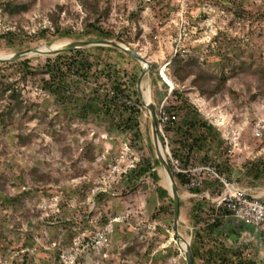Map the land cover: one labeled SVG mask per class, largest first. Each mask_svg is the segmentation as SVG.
<instances>
[{"label":"rangeland","instance_id":"1","mask_svg":"<svg viewBox=\"0 0 264 264\" xmlns=\"http://www.w3.org/2000/svg\"><path fill=\"white\" fill-rule=\"evenodd\" d=\"M9 1L0 0V37L9 30L18 35L0 38V55L61 40L121 43L148 61L158 112L172 90L157 81V74L177 55L198 57L212 74L227 75L228 88L215 100L202 98L191 80L180 89L189 90L191 102L221 132L228 163L218 165L219 172L264 192V177L254 178L256 167L264 169V136L253 132L264 116V0H100L109 9L102 25L112 38L85 32L80 0H18L29 10L16 17L3 11ZM58 6L65 7L60 19L70 35L40 40V31L51 26L48 15ZM87 49L122 71L123 81L135 78L138 91L142 69L137 60ZM30 59L37 66L47 57ZM240 62L247 66L233 73ZM108 89L100 86V93ZM38 95L32 90L29 98ZM55 111L50 104V112ZM148 116L142 104V142L109 127L95 112L87 122L73 120L71 128H58L55 137L36 122L1 131L0 264H187L174 228L173 202L161 184ZM160 133L163 137L161 128ZM145 162L153 170L141 174ZM35 169L44 177L40 185L31 181ZM179 192L182 230L192 244L195 197L186 189ZM110 225L109 246H94V236Z\"/></svg>","mask_w":264,"mask_h":264},{"label":"trees","instance_id":"2","mask_svg":"<svg viewBox=\"0 0 264 264\" xmlns=\"http://www.w3.org/2000/svg\"><path fill=\"white\" fill-rule=\"evenodd\" d=\"M80 2L86 12L83 21L85 32L112 38L113 34L102 25L108 19L109 9L102 7L100 0ZM3 6L4 13L11 17L20 16L29 10L28 5L18 0H10ZM63 12L65 7L58 6L56 11L48 15L51 26L40 31V40H48L49 36L63 38L70 35L64 31L61 23ZM17 35V31L9 30L0 38H13ZM95 50L124 56L106 48ZM246 66L243 62L236 64L233 73L242 71ZM167 75L175 87L170 96L167 94L168 98L163 103L162 110L170 116H176V120L163 124L159 121V125L162 126V139L164 142L167 140L171 157L179 161L184 169L208 164L226 166L228 162L225 160L221 132L191 102L189 90L180 89V86L191 80V88L202 98L215 100L227 90L228 76L217 77L205 69L198 57L184 55H177L171 61ZM123 79L122 71L102 61L99 56L91 55L89 49L74 50L47 58L44 64L37 66L33 65V59L1 63L0 132L36 122L38 127L49 130L55 137L58 128H71L73 120L87 122L95 112L108 120L109 127H116L122 134L130 135L135 142H142L144 135L139 123L142 103L136 90V79ZM157 81L163 82L169 88L159 73ZM100 86L109 88L104 95L100 93ZM32 90L39 94L34 100L29 98ZM231 94L241 97L235 91H231ZM252 100H256L255 95H252ZM50 104L56 108L54 114L50 112ZM158 115L160 116V112ZM68 118L69 122H61V119ZM88 158L91 161L96 159L95 155H89ZM145 163L146 166L140 167L141 174H148L153 170L150 163ZM32 175L31 181L34 185L44 182L38 169L33 170ZM262 177L264 169L256 167L254 178L261 180ZM175 178L178 189H185L187 175L175 171ZM217 187V183L207 181L205 189L215 195ZM0 188L3 190L1 178ZM143 189L147 190L148 187L144 186ZM192 192L202 194V191ZM25 194L24 192L23 195ZM190 212V221L194 226L192 251L195 264L197 261L203 264H257L242 251L227 247L224 241L218 239L222 233L223 219L229 215L227 211H217L209 200L199 197L191 201ZM172 213L174 214V210ZM198 226L200 231L197 232L195 228Z\"/></svg>","mask_w":264,"mask_h":264},{"label":"built area","instance_id":"3","mask_svg":"<svg viewBox=\"0 0 264 264\" xmlns=\"http://www.w3.org/2000/svg\"><path fill=\"white\" fill-rule=\"evenodd\" d=\"M162 108L163 105L159 111V121L161 124L170 120H176V116H170ZM160 128L164 136L161 125ZM253 132L257 137L264 136V116L257 119ZM171 163L174 171L187 175L188 182L185 187L187 191H203L201 195L193 197L209 200L217 211H227L229 216L252 227L264 240V192L259 193L254 188L243 186L237 180L228 178L225 174L220 173L214 165H198L184 169L180 162L174 160L172 157ZM208 180H215L217 182L218 191L215 195L209 190L205 191ZM111 229L110 225L98 232L94 236L93 245L96 247L109 246L107 236L112 231Z\"/></svg>","mask_w":264,"mask_h":264},{"label":"water","instance_id":"4","mask_svg":"<svg viewBox=\"0 0 264 264\" xmlns=\"http://www.w3.org/2000/svg\"><path fill=\"white\" fill-rule=\"evenodd\" d=\"M87 48H106L110 50H114L118 53L127 55L135 60H137L141 65V76H140V82L141 80L145 79L146 77V68L149 66L148 61L141 56L138 52L131 49L130 47L123 45L121 43L112 42V41H106V40H86V41H78L74 43H70L66 47L62 49H58L55 51H49V52H43L39 51L38 49H29V50H22V51H16L9 54H2L0 55V63H7L12 61H17L21 59H30V58H51L56 57L58 55L68 53L74 50L79 49H87ZM160 77H162L160 73ZM164 80V79H163ZM140 84V83H139ZM149 91L152 103L147 108L148 111V134L149 137L158 153V159L160 161L161 165L166 166L168 170V176L171 183V188L169 191V194L171 196L172 202H173V208H174V228L176 231V235L179 240V235L183 236L185 239V248L183 249L185 261L187 264H195L194 262V256L192 251V244L191 239L187 237V235L184 233V231L181 228V204H182V197L180 195L178 185L175 178V171L173 169L172 163H171V152L169 150L168 145H166L162 139V135L160 133V125H159V115H158V109L156 106L155 98H154V90L153 85H149ZM138 91L140 94L139 86ZM141 97V94H140ZM142 101V99H141ZM142 104L144 106V103L142 101ZM145 107V106H144Z\"/></svg>","mask_w":264,"mask_h":264},{"label":"crops","instance_id":"5","mask_svg":"<svg viewBox=\"0 0 264 264\" xmlns=\"http://www.w3.org/2000/svg\"><path fill=\"white\" fill-rule=\"evenodd\" d=\"M192 193V196L201 195ZM199 229L198 226L195 231L198 232ZM218 239L224 241L227 247L242 251L247 258L254 259L257 264H264V240L261 235L257 234L252 227L244 222L232 216H226L223 219L222 233H220Z\"/></svg>","mask_w":264,"mask_h":264},{"label":"bare ground","instance_id":"6","mask_svg":"<svg viewBox=\"0 0 264 264\" xmlns=\"http://www.w3.org/2000/svg\"><path fill=\"white\" fill-rule=\"evenodd\" d=\"M70 42L66 41V40H61V41H55V42H51V43H48L46 45H43L39 48H36L38 49L39 51H43V52H49V51H55V50H58V49H62L64 47H66L67 45H69ZM168 68V64L164 65L161 69H160V73L162 75V79H164V83H166L170 88L171 90H174V83L168 78L167 74H166V70ZM154 84V74L151 70V67L148 66L146 68V77L145 79L141 80L140 84H139V90H140V94H141V99L144 103V106L145 108L147 109L151 103H152V100H151V96H150V91H149V85H153ZM159 161V159H158ZM160 163V161H159ZM161 169H160V177H161V184L164 188H166L167 190H170L171 188V183H170V179H169V176H168V170L166 168V166L164 165H161ZM181 228H183V226L181 225ZM184 233H186L185 230H183ZM179 243L181 245L182 248H185V239L183 238V236L179 235Z\"/></svg>","mask_w":264,"mask_h":264}]
</instances>
